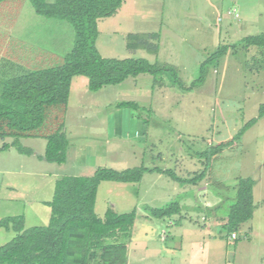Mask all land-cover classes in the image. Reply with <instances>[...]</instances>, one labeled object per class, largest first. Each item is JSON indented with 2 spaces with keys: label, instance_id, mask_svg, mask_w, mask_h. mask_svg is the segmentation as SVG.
I'll list each match as a JSON object with an SVG mask.
<instances>
[{
  "label": "rangeland",
  "instance_id": "obj_1",
  "mask_svg": "<svg viewBox=\"0 0 264 264\" xmlns=\"http://www.w3.org/2000/svg\"><path fill=\"white\" fill-rule=\"evenodd\" d=\"M12 2L0 16L10 27L2 32L9 55L14 57L27 41L51 58L42 66L61 63L73 47L72 24L36 14L29 0ZM28 13L36 20L26 21ZM97 26L95 45L103 57L173 66L180 87L167 74L153 84V75L140 73L92 91L86 76H74L63 121L69 140L65 162L40 158L46 140L39 137L19 139L32 154L0 151V219L23 214L25 228L47 225L50 207L45 202L52 199L54 181L89 176L99 167H160L193 176L204 169L205 159L197 153L231 139L264 103V55L239 43L264 33V0H126ZM146 34L155 35L149 42L157 52L137 45ZM220 47L227 48L215 57ZM123 101L138 107L117 106ZM9 141L0 139V145ZM263 161L264 116L212 157L196 184L157 172L144 173L136 183L103 181L95 212L104 217L109 208L119 213L135 209L127 264H264ZM246 176L255 180L254 211L231 238L220 217L236 194L238 178ZM175 201L181 211L171 216L155 217L146 210ZM14 235L0 228V246Z\"/></svg>",
  "mask_w": 264,
  "mask_h": 264
},
{
  "label": "trees",
  "instance_id": "obj_2",
  "mask_svg": "<svg viewBox=\"0 0 264 264\" xmlns=\"http://www.w3.org/2000/svg\"><path fill=\"white\" fill-rule=\"evenodd\" d=\"M11 1L0 0L1 6L13 7ZM124 1L29 0L36 14L69 21L75 38L71 51L59 64L19 73H0V139H11L0 145V151L14 147L21 154H32L31 149L20 145L19 139L39 137L46 140L40 158L52 163L65 162L69 140L63 131V121L74 76H86L92 91L140 73L153 75V84L159 82L162 74H167L171 83L180 87L173 66L152 64L144 58H106L99 53L95 45L99 33L97 21L115 14ZM138 38L137 45L151 53L157 52V45L149 42L155 38L154 34ZM239 43L245 48L255 47L264 55V33L245 36ZM226 48L220 47L215 57L222 55ZM204 65H201L199 81L203 79ZM117 106L135 110L138 107L134 101H123ZM262 116L264 103L259 105L257 116L245 123L231 139L197 153L199 158L205 159L204 169L190 177L178 176L171 169L136 166L121 171L99 167L89 176L58 178L52 199L45 202L50 207L47 225L25 228L23 214L0 219V228L15 232L11 240L0 246V264H127L136 211L119 213L109 208L104 217H99L95 201L100 183H136L144 173L157 172L182 184H196L205 177L210 159L223 148L232 146ZM254 182L250 176L237 180L236 194L226 215L220 217L222 228L229 233H234L253 215ZM146 210L155 217H165L179 213L181 205L175 201L161 208L146 207Z\"/></svg>",
  "mask_w": 264,
  "mask_h": 264
},
{
  "label": "crops",
  "instance_id": "obj_3",
  "mask_svg": "<svg viewBox=\"0 0 264 264\" xmlns=\"http://www.w3.org/2000/svg\"><path fill=\"white\" fill-rule=\"evenodd\" d=\"M21 2H22V0H17L16 3L18 5H20ZM1 5L2 4L0 2V16L2 14V11H4L3 7ZM11 5H13V2L11 3ZM36 18L37 17H35L34 14L28 13L25 19H26V21H30L31 22V21L36 20ZM3 30L4 31H6V30L10 31V27L5 26L4 23L0 20V73H2L4 71H5V73H7V72L8 73H11V72L12 73H19V72H22L24 70L38 69V68H41L42 65H45V63L46 64H50L51 63V61L49 60V59H51L50 57L46 58V57H44L42 55V53H39L40 51L35 50L32 47H29V43L27 41H24L22 43V47L23 48H21L16 53V55L14 57L10 56L9 52H7V50L5 49V46H4V42H5V39H6L5 37H7V35L6 34H2ZM42 67H46V66H42ZM70 88H71V85H70ZM12 148L14 149V147H10V148H8L6 150H10ZM259 164H260L261 167L262 166L264 167V161H263V163L261 162ZM6 187L13 188V186H10L8 184H6ZM38 199H40V198H38ZM40 201L42 202V201H46V200H40ZM25 219H26V216H25ZM25 222H26V220H25ZM24 225L26 226V224H24ZM13 233H15V232H13Z\"/></svg>",
  "mask_w": 264,
  "mask_h": 264
},
{
  "label": "built area",
  "instance_id": "obj_4",
  "mask_svg": "<svg viewBox=\"0 0 264 264\" xmlns=\"http://www.w3.org/2000/svg\"><path fill=\"white\" fill-rule=\"evenodd\" d=\"M231 238H235L236 237V234L235 233H232L230 234Z\"/></svg>",
  "mask_w": 264,
  "mask_h": 264
}]
</instances>
